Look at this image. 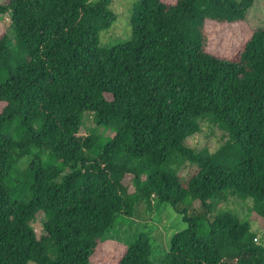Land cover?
I'll return each instance as SVG.
<instances>
[{
  "label": "trees",
  "instance_id": "obj_1",
  "mask_svg": "<svg viewBox=\"0 0 264 264\" xmlns=\"http://www.w3.org/2000/svg\"><path fill=\"white\" fill-rule=\"evenodd\" d=\"M256 2L136 0L130 39L112 47L100 34L113 0L0 3V264H92L140 203L186 223L165 264H264L252 230L253 215L264 221V27L232 56L208 33ZM88 113L115 135L84 134ZM201 121L227 134L215 152L187 145ZM229 196L251 199L248 214L220 210ZM153 257L140 233L115 264Z\"/></svg>",
  "mask_w": 264,
  "mask_h": 264
},
{
  "label": "rangeland",
  "instance_id": "obj_2",
  "mask_svg": "<svg viewBox=\"0 0 264 264\" xmlns=\"http://www.w3.org/2000/svg\"><path fill=\"white\" fill-rule=\"evenodd\" d=\"M6 0H0L4 3ZM173 3L176 0H166ZM136 0H113L110 9L116 15V22L106 31L101 32L100 39L103 47H112L119 42L128 41L131 37L130 16ZM10 20L4 18L0 24V34L6 27H9ZM264 27V0H257L249 10L247 20L237 24H217L208 23V33L210 36L211 51L220 56H232L243 46L250 37L253 30ZM12 46H15V36L10 33ZM84 134H97L107 142L115 135V132L105 127H98L91 113L84 116ZM227 134L219 127L201 121V130L187 140V145L195 150L204 148L211 152L217 151L227 140ZM43 160L47 158V153H42ZM32 156H26L19 162V170L24 171L29 166ZM196 167L188 164L179 170V173L189 178L195 172ZM158 205V204H157ZM199 202L194 203V207H199ZM253 206V201L248 199L243 201L235 196H229L221 201L219 209H232L237 211L242 217L248 214ZM252 230L257 235V242L264 244V221L252 216ZM43 219H39L34 225L38 233L42 232ZM186 227V223L180 213L169 204H159L148 210L144 203H140L134 219L121 222L113 233L117 241L110 243L102 250L98 259L92 264H115L122 256L127 242L133 240L140 233L149 235L153 247V260L156 264H165L166 256L170 249V240L178 231ZM35 264V263H30Z\"/></svg>",
  "mask_w": 264,
  "mask_h": 264
}]
</instances>
